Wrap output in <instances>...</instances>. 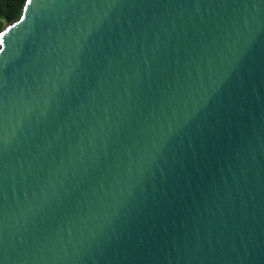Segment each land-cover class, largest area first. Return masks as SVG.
Listing matches in <instances>:
<instances>
[{
	"label": "water",
	"instance_id": "water-1",
	"mask_svg": "<svg viewBox=\"0 0 264 264\" xmlns=\"http://www.w3.org/2000/svg\"><path fill=\"white\" fill-rule=\"evenodd\" d=\"M24 7L0 264H264V0Z\"/></svg>",
	"mask_w": 264,
	"mask_h": 264
},
{
	"label": "trees",
	"instance_id": "trees-1",
	"mask_svg": "<svg viewBox=\"0 0 264 264\" xmlns=\"http://www.w3.org/2000/svg\"><path fill=\"white\" fill-rule=\"evenodd\" d=\"M22 4L25 5V0H0V32L20 17Z\"/></svg>",
	"mask_w": 264,
	"mask_h": 264
},
{
	"label": "snow or ice",
	"instance_id": "snow-or-ice-1",
	"mask_svg": "<svg viewBox=\"0 0 264 264\" xmlns=\"http://www.w3.org/2000/svg\"><path fill=\"white\" fill-rule=\"evenodd\" d=\"M25 3H26V5L31 6L33 3V0H25ZM21 8L23 11H27V8L24 7L23 4L21 5ZM11 31H12V29L8 28L6 31L0 32V48H2L4 46V43H5L4 37L7 35L8 32H11Z\"/></svg>",
	"mask_w": 264,
	"mask_h": 264
},
{
	"label": "rangeland",
	"instance_id": "rangeland-1",
	"mask_svg": "<svg viewBox=\"0 0 264 264\" xmlns=\"http://www.w3.org/2000/svg\"><path fill=\"white\" fill-rule=\"evenodd\" d=\"M8 26V25H7ZM7 26H5V27H7ZM2 32V31H1Z\"/></svg>",
	"mask_w": 264,
	"mask_h": 264
}]
</instances>
